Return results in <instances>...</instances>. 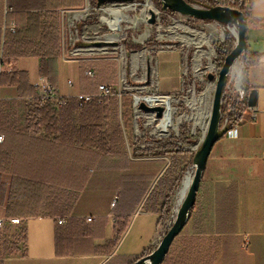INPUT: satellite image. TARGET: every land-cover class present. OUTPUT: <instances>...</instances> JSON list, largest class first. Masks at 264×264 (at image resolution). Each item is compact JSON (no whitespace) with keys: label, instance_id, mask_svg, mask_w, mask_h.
Instances as JSON below:
<instances>
[{"label":"crops","instance_id":"1","mask_svg":"<svg viewBox=\"0 0 264 264\" xmlns=\"http://www.w3.org/2000/svg\"><path fill=\"white\" fill-rule=\"evenodd\" d=\"M87 3L88 0H82L83 7ZM244 5L246 51L251 64L243 74V88L245 94L247 88L256 93V104L252 107L255 116L252 117L250 107L241 105L234 130L213 145L187 223L172 241L161 264H264V0H244ZM5 6V0H0V59ZM72 9L58 12L61 38L65 15ZM171 55L176 56L171 61L178 65L176 87H165L162 93H173L182 87L181 56L163 50L157 59L170 62ZM77 61V68L81 69L84 64L99 60ZM65 62L60 56L58 68ZM38 64L36 56L3 60L0 72L7 73L11 68L22 72L27 87L3 81L0 99H13L19 94L29 96L35 93L33 85L40 95L47 80L39 75ZM64 86L57 80V93L69 97ZM10 114V121L23 124L20 108L12 109ZM2 122L0 129L4 126ZM160 168L139 170L137 176H141L143 187L138 190L117 188L100 194L82 191L63 225L56 223L58 218L49 216H8L7 202L0 204V217L21 218L25 228L23 247H18L14 254L0 256V264H127L150 253L165 227L160 221L158 203L146 202L161 175ZM0 177L4 184H9V174L2 173ZM86 217H91V222ZM121 225L124 228L120 232Z\"/></svg>","mask_w":264,"mask_h":264},{"label":"rangeland","instance_id":"2","mask_svg":"<svg viewBox=\"0 0 264 264\" xmlns=\"http://www.w3.org/2000/svg\"><path fill=\"white\" fill-rule=\"evenodd\" d=\"M149 1L152 9L146 6V0H88L85 7H80L81 10H69L63 22V37L59 35L60 56L66 62L63 67L59 66L60 69L57 63L56 76L58 81L64 83L68 95L76 98L80 85L89 83L77 68L78 59H109L116 62V80L102 84H108L114 94L101 100L106 108L101 127L107 139L116 130L120 131L122 143L117 150L133 162L128 168L131 171L129 176L134 178L130 186H136L137 171L144 167H161L158 178L167 170L169 180L180 176L177 187L170 195L169 213L161 220L165 225V233L175 217L173 198L180 181L187 172H194L192 158L206 130H203L202 123L205 119L207 123L209 120L215 80L226 56L227 41H232L234 46L235 38L231 32L232 25L199 21L177 13L169 14L153 0ZM190 3L208 8L215 5L234 6L236 0H191ZM151 10L155 14L153 24L147 22ZM103 18L117 19L118 28L111 29ZM202 40L205 41L200 48L201 52H205L203 56L197 51V44ZM80 44L85 46L81 47ZM163 50L176 52L182 58V87L173 93L161 92L168 86L175 88L178 75V65L171 61L176 56H169L170 62L157 59L158 53ZM244 57L243 53L236 60L242 78ZM99 65L103 66L93 63L96 68ZM196 66L198 70L195 69ZM228 79L232 88L235 78L230 73ZM240 86L243 87V80ZM151 95L173 98L171 105L175 110L174 123L181 115L191 116L195 113L190 106L192 97L198 98L195 104L203 113L208 112V116L204 119L200 115L196 126L193 120L184 118L176 128L167 127L166 132L161 133V117L155 110L161 104L152 109L142 100L135 102L136 96ZM150 113L152 121L148 118ZM110 158L105 157L100 165L95 166L94 175L91 173L94 179L85 188L87 194L106 193L123 187L124 183L120 180L111 179ZM19 229L20 227L0 230V256L14 254L18 247H23L24 242L17 234ZM170 252L173 255L174 247Z\"/></svg>","mask_w":264,"mask_h":264},{"label":"trees","instance_id":"3","mask_svg":"<svg viewBox=\"0 0 264 264\" xmlns=\"http://www.w3.org/2000/svg\"><path fill=\"white\" fill-rule=\"evenodd\" d=\"M153 1L160 9L175 14L164 9L159 0ZM186 1L190 3L191 0ZM5 5L0 63L5 59L36 56L39 75L46 78L56 97H63L56 88V69L60 58L57 16L60 9L82 7V0H5ZM231 7L240 10L246 17L244 0H236ZM232 48V41H227L225 55ZM244 55L246 73L251 62L247 51ZM93 63L89 62L80 69L89 80V83L80 85L81 94L95 96L99 85L116 80V62L99 60L96 63L103 66L97 68ZM87 69L92 71L91 76L85 75ZM24 77L22 72L11 68L7 73L0 72V84L5 81L8 84L17 83L20 88L27 87ZM33 88L35 93L29 96L19 94L13 99H0V121L4 124L0 129L3 138L0 143V176L2 173L10 175L8 185L0 177V204L7 202L8 216L66 219L79 194L94 179L95 166L100 165L105 157H111V179L126 184L121 189L138 190L143 187L140 175H136V186H130L134 178L129 176L131 171L128 168L133 162L117 150L122 143L120 131L116 130L108 139L103 133L101 126L106 108L102 99L95 96L92 102L79 105L76 98L69 96L64 104L57 106L54 100L41 101L36 86L33 85ZM249 91L247 88L246 94ZM14 108L22 110L23 124L9 120ZM241 109L240 105L230 115L227 128L239 121ZM167 176L168 170L157 179L146 199V202L158 203L160 221L169 213L170 195L180 180V176L171 180ZM123 228L124 225H121L118 231ZM17 234L24 242L23 225Z\"/></svg>","mask_w":264,"mask_h":264},{"label":"water","instance_id":"4","mask_svg":"<svg viewBox=\"0 0 264 264\" xmlns=\"http://www.w3.org/2000/svg\"><path fill=\"white\" fill-rule=\"evenodd\" d=\"M159 1L164 9L195 20L215 21L222 25H232L233 29L231 32L234 35L235 43L231 51L224 57L221 67L218 71L215 80L209 120L202 141L192 158V166L194 167L192 179L183 197V200L176 209L173 223L162 235L158 245L154 250L137 258L131 264H161L168 253L172 241L187 223L211 149L223 134L221 129H219L223 88L236 60L240 58V56L245 53L247 49L245 41L246 19L240 10L228 5H215L208 8H203L193 5L186 0ZM149 15L150 17L148 18L147 22L149 24H153L155 22V14L153 11H150ZM208 77L211 78V75ZM246 103L248 107L255 106L256 93L254 90H251L247 95ZM155 110L158 112L159 116L162 110L161 107H157Z\"/></svg>","mask_w":264,"mask_h":264},{"label":"built area","instance_id":"5","mask_svg":"<svg viewBox=\"0 0 264 264\" xmlns=\"http://www.w3.org/2000/svg\"><path fill=\"white\" fill-rule=\"evenodd\" d=\"M93 73L90 69H87L85 71V75L91 76ZM229 77V76H228ZM230 80L227 78L226 84L222 91V98H221V117H220V126L219 129L222 131V135H230L231 131L234 130L233 127L227 128V123L229 122L230 115L234 112L237 107L240 105H247L246 103V94L244 91V88L240 85L237 86L236 82L235 85L230 88ZM69 85H71L68 82ZM114 94L113 89L110 86L107 85H99L97 88L96 97L99 99H108L112 97ZM236 94V95H234ZM94 95L89 94H77L76 101L79 105L87 104L93 101L95 98ZM41 101L45 102L48 100H54L56 102L57 106H60L65 103L66 98L68 97H56L54 95V92L51 88V86L46 82L41 86V94L39 95ZM252 109V117L255 116V110L254 108L250 107ZM2 136L0 135V143H2ZM87 222H91V217H86L85 219ZM23 223V219L18 217H0V230H4L6 228H14V227H20ZM56 223L58 225H63L65 223V219L58 218L56 219Z\"/></svg>","mask_w":264,"mask_h":264},{"label":"bare ground","instance_id":"6","mask_svg":"<svg viewBox=\"0 0 264 264\" xmlns=\"http://www.w3.org/2000/svg\"><path fill=\"white\" fill-rule=\"evenodd\" d=\"M146 6L149 9H152V4L150 3L149 0H146ZM152 11V10H151ZM150 12V11H149ZM156 13V12H155ZM103 20L107 21V23L109 24L110 28L115 30L118 28L119 26V21L117 19H107L103 18ZM235 32V31H233ZM205 43V41H200L197 44V48H198V52H200V54L203 56V54H205V52H201L200 48L202 46V44ZM200 57V56H199ZM197 65V64H196ZM198 66H196V70H198L197 68ZM231 75L235 78V82L236 85H242V73L238 67V64L235 62V64L233 65L232 69H231ZM198 99V98H197ZM194 97H192V100H190V106L192 109L195 110V113L192 114L191 116H179L176 119V122H173V117H174V108L172 107L171 103L173 101V98L166 96V95H151V96H145V97H139L136 96L135 97V102H139V101H143L147 104V106H149V108L154 109L157 105L161 104V113L160 116L161 117V121H160V125H159V131H161V133H165L166 132V128L167 127H173L176 128L177 126H179V124L182 122V120L184 118L188 119V120H193L194 121V126L197 125L198 123V117L201 115L204 119L208 116V112L203 113L201 111V109L199 108L198 105L195 104L196 100ZM154 107V108H153ZM149 115V114H148ZM149 120L152 121L153 116L152 113H150V115L148 116ZM206 123L207 120L205 119L202 123L203 126V130L206 128ZM192 175L193 172H187L181 179L180 184L178 186V189L175 192V196L173 198L174 201V209L176 210L178 208V206L180 205L181 201L183 200V197L188 189V186L190 184V181L192 179Z\"/></svg>","mask_w":264,"mask_h":264}]
</instances>
